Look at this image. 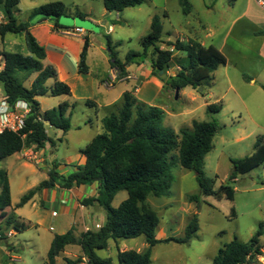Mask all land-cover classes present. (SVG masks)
Segmentation results:
<instances>
[{
    "label": "trees",
    "instance_id": "obj_1",
    "mask_svg": "<svg viewBox=\"0 0 264 264\" xmlns=\"http://www.w3.org/2000/svg\"><path fill=\"white\" fill-rule=\"evenodd\" d=\"M234 1V0H232ZM145 0H103L108 12L122 13L128 8L138 7ZM20 0H0V11L7 19L0 27V36L7 34H24L25 43L30 53L24 56L18 53L0 51V60L4 66L0 70V86L10 104L19 100L27 101L31 106L26 126L20 133L6 132L0 134V161L21 152L24 148H45L52 140L48 136L46 123L68 132L71 128L69 119L65 118L69 109L74 108L69 102H64L53 110L41 113L38 97H59L71 95L69 85L57 81L53 88L47 87L50 79H56L57 73L53 67H45L43 60L46 50L39 44L29 30V23H19L16 11ZM184 15L192 13L191 0H180ZM33 15L44 18L58 19L68 17L67 8L61 2L41 6L33 11ZM83 19L87 15L81 12L75 14ZM57 26V25H56ZM64 28V27H60ZM163 22L156 15L152 19L151 30L141 40L142 52L130 51L125 62L121 61L108 37L110 62L118 71V79L127 76V64L139 62L141 57L147 59L152 49L154 57L150 60L152 72L159 76L161 71L167 74L172 61L180 70L175 76L162 79L165 87L172 90L210 88L213 85V73L227 64L226 56L216 47H206L196 41L175 43L168 42L169 49L162 50ZM90 40L85 38L79 61V73L88 74L87 64ZM173 49V50H172ZM183 53L185 56L175 54ZM33 74H38L30 88L25 86V80ZM161 79V77H160ZM164 87V88H165ZM222 105H209V114H219ZM104 132L98 134L82 151L86 158L83 166H76L70 175L61 174L59 164L55 162L49 172V178L38 187L24 195L18 207L25 206L41 190L53 189L59 186L64 189L98 184L96 197L84 200V205L98 204L107 214L105 225L99 231H87L76 237L73 231L56 235L48 252L47 264H57V258L71 245H78L82 255L76 259L65 258L66 264H152L153 247L163 242L188 243L197 237L199 232L198 216L195 214L186 227L182 239H158L157 228L159 216L150 208L146 201L150 196L167 197L173 186V168L179 163L183 168L195 172L200 195L190 196V202L199 203L203 197H215L234 201L235 189L232 183L239 176L245 175L264 164V140L257 139L253 154L244 159H231L233 171L229 182L214 189L215 181L205 174L206 156L213 150V139L222 129L217 122L194 121L192 129H182L178 134L173 128L164 125V113L158 106L137 105L130 93L124 94L123 106L117 114H112L103 120ZM178 151V155L172 153ZM126 191L128 198L118 208L113 202L118 193ZM12 206L11 187L6 172H0V217L5 216L6 209ZM231 215L236 216L235 209ZM12 220V219H11ZM12 224V222H11ZM16 231L25 230V225H14ZM144 236L148 247L143 252L127 250L118 252L117 263L112 258H102L97 251L108 249L111 240L136 239ZM264 236V225L248 243L241 242L237 237L221 248L214 258V264H252L263 255L259 245Z\"/></svg>",
    "mask_w": 264,
    "mask_h": 264
},
{
    "label": "rangeland",
    "instance_id": "obj_2",
    "mask_svg": "<svg viewBox=\"0 0 264 264\" xmlns=\"http://www.w3.org/2000/svg\"><path fill=\"white\" fill-rule=\"evenodd\" d=\"M54 2L64 4L68 17L51 19L53 24L59 23L64 30L82 28L85 36H90L89 32H91L93 35L91 34L90 37L96 46L99 42L106 43L107 36L104 33L110 25H113L116 32L108 36L115 43L120 44L116 52L121 58H126L125 55L130 51L142 52L141 40L150 32L152 18L156 15L161 16L163 20V41L159 44L162 50L169 49L167 41L175 43L178 40L182 41L185 37H191L204 43L206 47L218 48L227 59L229 58L226 66L214 72L215 85L212 88H206L203 92L196 90L195 97L190 96L191 88H188L183 96L180 92L177 95L175 90L167 94L170 88L165 87L160 97H155V90L150 88L147 99L152 104L151 106H164V125L173 128L178 134L182 129H192L194 121L217 122L222 126L213 139V150L205 159V174L215 181V190L229 182V176L233 171L231 159H244L251 156L256 140L260 137L264 140V99L260 98L244 105L237 94H247L240 87L244 84L243 71L253 73L252 69L248 68L250 66L248 62L238 60L239 45L246 43L249 46L247 51L251 53L256 47L255 40L250 36L254 29L253 24L247 18L242 17L246 10L252 12L258 10L253 0H234V2L232 0H191L193 10L190 15L182 13L179 0H145L141 6L126 9L124 11L125 20L119 21H116L115 12L106 13L107 15L102 18L101 14L105 9L103 0H20L16 18L21 23L31 25L44 18L42 15H33V11ZM78 11L83 14L90 12L92 18L106 21V25L97 26L90 20L76 16ZM165 12L168 13V18L163 17ZM3 50L24 56L30 55L24 34H8L4 38L0 36V51ZM175 54L183 57L180 53L175 52ZM153 58L155 57L151 49L147 59L141 57L139 63L150 64ZM3 66L4 62L0 60V70ZM131 69L137 75L135 65ZM168 70L171 74L178 72L177 63L172 61ZM152 74L160 78L153 72ZM19 75L25 80V86L29 87L28 82L32 80L31 77L26 80L22 73ZM108 77H114L113 71ZM94 79V76L88 78L89 82H93ZM228 79L236 85L237 92L229 89ZM123 86L126 85L123 84ZM119 89L120 86L116 90ZM2 90L0 86V92ZM50 98L43 99L44 108L55 105V99ZM72 103H74L72 115L65 116L73 126L68 137L57 128L46 125L49 136L56 142L55 155H60L59 161L63 166L66 163L65 156L84 149L86 143L84 131H78L75 125L84 126L82 118L84 111L90 109L89 104L80 98L73 99ZM209 105H222V110L216 115L209 114L207 112ZM21 152L23 155V151ZM172 155L177 156L178 151H174ZM36 168L35 164L24 158L21 159L19 153L0 161V172L4 171L8 175L15 204L19 203L22 196L32 187L44 181L45 176L42 172H33ZM62 168L63 171L72 169L71 166ZM172 174L174 180L169 196L160 198L150 196L146 201V204L159 216V226L156 231L158 237H163L161 230L165 229L168 234L167 239L184 238L186 227L195 214L198 216L200 229L197 237L188 243L163 242L153 247L152 264H214V258L219 250L233 241L235 237L243 243H248L259 230L260 224L264 225V164L248 174L239 176L235 183H232L235 189L234 201L225 197L222 199L203 197L199 203L190 202V196L200 195L195 172L183 168L178 163L173 168ZM64 175H70V172ZM127 198L126 191L118 193L113 207L118 208ZM38 203V210L46 216L45 224L21 230L13 239L7 237V228L11 227V221L2 222L4 218L0 217V233L4 235L0 246L5 247L11 243L9 248L13 252L12 257L19 258L15 262L9 260V264H47L53 237L62 230L57 225V219H52L50 215L54 209L53 206L48 204L43 207L40 205V200ZM233 208L236 212L235 217L231 215ZM20 215L27 219L28 215H31V220H36V214L31 207L21 209ZM88 223L91 224V220L88 219ZM52 226L54 230H51ZM142 239L144 240V237ZM142 239H122L118 244L111 241L108 249L97 251V253L100 257L112 258L117 263L118 247L129 245L137 250ZM259 245L262 247L263 255L258 256L252 264H264V236L260 238ZM81 255L80 246H68L65 252L57 258V264H66L65 258L76 260ZM86 263L84 261L80 264Z\"/></svg>",
    "mask_w": 264,
    "mask_h": 264
},
{
    "label": "crops",
    "instance_id": "obj_3",
    "mask_svg": "<svg viewBox=\"0 0 264 264\" xmlns=\"http://www.w3.org/2000/svg\"><path fill=\"white\" fill-rule=\"evenodd\" d=\"M192 10H193V6H192ZM106 13H113V12H108L105 8L104 12L101 14L102 18L107 15ZM115 13L117 15L116 21L125 20L124 19L125 12L122 13L115 12ZM86 15H87L86 19L90 20L93 24L97 26L106 25V21L92 18L91 17L92 14L90 12L86 13ZM163 17L168 18V13L165 12ZM242 17L247 18L253 24L254 29L251 31L250 36L255 40V44H256L253 53L247 51L249 50V46L246 45V43H244V45H239L238 60L242 62L243 61L248 62L250 64L248 68L249 70L251 68L252 69L251 72H253V73H248L246 71H243L244 84H241L240 87L243 89L244 92H247V94L239 95V93H237L240 98V101L244 105H246L249 102L252 103L260 98L264 99V11L261 10L259 7L258 10H254V12L250 10H246L243 12ZM29 26H30L29 27L30 32L34 35V37L37 39L39 44L43 46L46 50V58L43 60L44 66L53 67L57 73V78L50 79L47 82V87L53 88L57 80L69 85L71 88V95H63L59 97H52V96L38 97L37 100L40 103L41 113L44 114L47 111L58 108V106L64 102H69L71 105H74V103H72L73 99L80 98L86 100L88 102L87 104H89L90 109L88 111H84V115L82 118L84 126L81 127L80 125H75V128L78 131L80 132L84 131V138L86 139L84 149L88 144L91 143V141L98 134L104 132L103 120L112 114H117L119 110L122 108L125 93H130L132 97L135 99L137 105H143L147 107L152 105L149 101H147V99L149 98L148 91L150 88H153L155 90L156 92L155 97L162 96V93L165 91L164 90L165 83L162 81V78L160 79L154 76L152 74L151 65L145 62L142 63L135 62L134 64L133 63L127 64L126 65L127 76L118 79L114 84V86L112 87L105 86L104 82L106 81V78L109 79L110 77L108 76L110 75V72L114 70L110 62V55L108 49V37H109L108 35L112 36L116 32V29L114 28L113 25H110L113 26V31H109V27H110L109 26L106 32L104 33V35L107 36L106 43L99 42L98 46L95 45L94 41L90 37L92 34L91 32H89L90 36H85V34L83 36L66 35L64 34V28H60L62 26H60L59 23L53 24L52 20L49 18H41L37 22L32 23L31 25L29 24ZM86 37H88L90 40V49L87 59L89 73L81 74L79 73V61H80V54L82 51L83 43ZM111 41H112V45L116 46V48L118 45H120L119 43H115V41L113 40ZM188 41H196L200 43V41L196 39H192L191 37H185L182 39V42H188ZM168 42L171 41H167L166 43ZM201 44L204 45V43ZM180 54H182V56H185V54L183 53ZM118 57L121 61L125 62L124 59L126 58H121L119 55ZM228 59H227V64H228ZM133 65H135L137 69V75L134 74V72L131 69ZM177 69L180 70V67L177 66ZM175 74L176 73L171 74V72L168 70L166 75L168 78L169 76H175ZM37 76L38 74H33L31 76L32 80L28 82L29 85L28 88L32 86ZM90 76H94L95 79L93 82H89L88 78ZM213 77H214L213 85L210 88H212L215 85L216 78L214 73H213ZM100 83L101 85H99ZM123 84H125L126 86H123ZM228 84L230 90L237 92L236 91L237 87L232 82L231 79H228ZM119 86L120 89L116 90ZM188 88H191L190 96L192 97H195L194 92L196 90L198 92H203L204 90H206V88L205 89L202 88V90H199V89H193L192 87H187L182 90H175V92L178 91L181 93V95L185 96V92L187 91ZM78 91L81 93H79ZM167 92H168L167 94L172 93V89H169ZM49 97L55 99L56 101L55 105H52L51 107L48 108H44L43 99ZM158 107L164 110V106L160 105ZM72 112H73L72 108L69 109L68 112L66 113V116H71ZM46 125L49 124L46 123ZM49 127H53V126L50 124ZM72 128L73 126L71 125L70 130L66 133L60 129L58 130L61 133H63L64 136L68 137V134L72 131ZM47 133L49 136L48 129H47ZM56 135L59 138L57 132ZM84 149H79L76 152H71L67 154L65 156L66 163L63 166L62 163L59 161L60 155L58 154L55 155L57 146H56V142L52 140L51 143L46 144L45 148L37 149V151L40 153L42 157V163L36 166L37 168L33 169V172L36 171L42 172V174L45 176L44 179L45 181L49 178V172L51 171L53 164L57 162L60 165L59 171L61 174H66L68 172H70L71 174L74 172L76 166H83L85 164L86 158L82 154V151ZM19 154L21 155V159H23L22 152H19ZM68 166H71L72 169L63 171L62 167L68 168ZM42 182L36 184L29 191L38 187ZM9 183H10L11 195H12V185L10 181ZM98 187H99L98 184L95 183L93 185L74 187L72 189H64L59 186H56L53 189H44L39 191L34 196V198L23 207H18L20 202L15 204L12 197V206L6 209L5 212L4 211L1 212V214L6 213L5 216L2 217L4 218L2 222H6V221L12 222L11 227L7 229L8 232L9 231L14 232L15 234L14 237L16 236L17 232H20V231H16V229L14 228L15 224L25 225L26 229L33 226L39 227L41 225H44L46 222V216L43 214V212L38 210L39 207L38 201L40 200L41 206L45 207V205L49 204L52 205L54 208L50 215L52 219L53 218L57 219V225L62 230L60 233L55 234L54 237L56 235H63L69 231H73L76 237H79L82 233L87 232L89 230L95 232L99 231V229H101L106 223L107 220L106 211L98 204L89 205V206L84 205V200L97 196ZM26 207H31L34 210V213L36 214L35 221L31 220V215H28L29 216L28 219L27 217L25 218L22 215H20V210ZM189 207L190 206H188V208ZM88 219L91 220V224L88 223ZM51 230H54L53 226L51 227ZM161 236L163 237L159 238L157 235L158 239L167 238L166 236H168V234L165 229L161 230ZM142 237L144 236L138 237L134 240L142 239ZM111 241L109 242L108 248L111 245L110 244ZM141 241L142 242L140 247H138V249L135 250L137 252H143L148 247L145 237L144 240L142 239ZM115 243L116 244L121 243V240ZM10 245L11 243H9L5 247L0 246V264H9L8 261L9 260L11 261L13 252L10 250L11 248H9ZM119 250L127 251L134 249H132V247L128 245L122 248L118 247V252Z\"/></svg>",
    "mask_w": 264,
    "mask_h": 264
},
{
    "label": "built area",
    "instance_id": "obj_4",
    "mask_svg": "<svg viewBox=\"0 0 264 264\" xmlns=\"http://www.w3.org/2000/svg\"><path fill=\"white\" fill-rule=\"evenodd\" d=\"M256 5L264 11V0H254ZM7 19L2 11H0V27L6 24ZM109 31H113V26L109 27ZM64 34L70 36H83L85 31L82 28H73L64 30ZM173 50V49H172ZM114 77H110L104 84L107 87H112L118 80V71L113 70ZM23 102V103H20ZM27 108V111H25ZM31 113V106L27 101L19 100L15 104H10L4 92H0V114H6L7 123H0V134L6 132L20 133L24 130L29 114ZM23 158L38 166L42 163V157L36 148H24L23 149ZM14 232L9 231L7 234L8 238L14 237ZM4 239V235L0 233V241ZM19 260L18 257H12L11 261Z\"/></svg>",
    "mask_w": 264,
    "mask_h": 264
},
{
    "label": "clouds",
    "instance_id": "obj_5",
    "mask_svg": "<svg viewBox=\"0 0 264 264\" xmlns=\"http://www.w3.org/2000/svg\"><path fill=\"white\" fill-rule=\"evenodd\" d=\"M20 103H23V102H20ZM25 111H27V108H25ZM0 123H4V124L7 123V116H6V114H0Z\"/></svg>",
    "mask_w": 264,
    "mask_h": 264
},
{
    "label": "water",
    "instance_id": "obj_6",
    "mask_svg": "<svg viewBox=\"0 0 264 264\" xmlns=\"http://www.w3.org/2000/svg\"><path fill=\"white\" fill-rule=\"evenodd\" d=\"M164 73H165L164 71H161V72L159 73V76H160L162 79H166V78H167V75L164 74ZM201 90H202V88H201ZM177 95H178V91H177ZM47 124L50 125V122H47Z\"/></svg>",
    "mask_w": 264,
    "mask_h": 264
}]
</instances>
